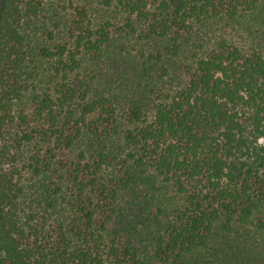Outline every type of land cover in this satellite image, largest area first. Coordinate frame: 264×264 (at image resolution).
<instances>
[{"label": "trees", "instance_id": "1", "mask_svg": "<svg viewBox=\"0 0 264 264\" xmlns=\"http://www.w3.org/2000/svg\"><path fill=\"white\" fill-rule=\"evenodd\" d=\"M97 1L118 11L120 22L75 8L64 41L34 27L44 0L0 2V264H264V51L221 37L194 52L178 87L163 84L198 24H231L264 0ZM115 33L121 44L135 35L143 41L137 55L124 48L136 85L123 88L121 117L117 97L95 93L79 59L100 57ZM140 79L149 81L140 87ZM27 97L30 113L24 107L16 115ZM16 122L26 128L7 143ZM85 137V150L89 141L121 139L119 175L108 187L100 174L115 155L101 149L89 160L80 150L70 171L74 217L52 237L45 217L39 227L29 221L34 215L23 218L14 151L36 141L29 166L40 177L57 150ZM147 171L161 194H172L109 232L119 192H135Z\"/></svg>", "mask_w": 264, "mask_h": 264}, {"label": "rangeland", "instance_id": "2", "mask_svg": "<svg viewBox=\"0 0 264 264\" xmlns=\"http://www.w3.org/2000/svg\"><path fill=\"white\" fill-rule=\"evenodd\" d=\"M82 6L91 9L96 21H100L101 18H112L113 22H120L121 16L117 15L118 11H114L112 8H104L97 0H44V7L38 16L39 18L34 21V27L38 30L39 35L53 32L54 36L57 37V41H64L68 39L66 28L69 27L72 19H74L75 8ZM262 14L264 16V7H260L252 13H243L231 24L221 20L205 21L198 24L195 28L192 43L188 45L180 59L172 62L170 77H164L163 84L165 87H178L180 83L186 80L185 66L193 61L194 57L192 55L194 52L197 55H202L213 47L221 37L246 50L255 47L264 51V23ZM127 39H129L128 43L121 44L124 38L120 34L115 33L111 42L103 47L100 57H93L91 54L79 55L82 65L80 71L87 78L93 79L92 87L95 93L102 91L117 97L118 102L116 104L118 105L120 117L121 112L127 111L123 88L132 87L130 85L133 84L136 85L134 80L128 77V75L132 76L131 71L127 70L123 63V55L126 54L124 48L126 47L132 55H137L139 45L143 43L136 35ZM47 66L48 64L45 62L44 67ZM35 73L38 76L35 82L37 83L40 75L37 70ZM147 81L149 80L140 79V87H143ZM39 85L43 87L44 83H38ZM24 107H27L26 112L30 113L28 97L23 102L15 104L16 115H19V112ZM34 123V121H31V124ZM23 128H26V126L22 125L20 128V125L16 122L11 128L6 142L11 143L15 134H19V130ZM86 140L87 137L74 148H60L57 150L51 171L40 177L34 176L29 166L30 157L35 152L36 141L23 144L19 149L14 151L16 158L11 168L17 175L16 178L23 189V194L20 198L23 218L24 220H29L28 216L34 215L29 221L31 225L39 227L42 223L41 219L45 217L47 219L45 230L51 233L52 237H56L53 231L59 224L68 227L71 220H73L72 197L75 191L72 187L70 171L73 169V164L78 161L79 151L85 150ZM261 142L263 143L264 139ZM101 144H104L106 147L102 148ZM101 149H106L112 155H115L112 166L103 167L100 174L101 182L108 185V187H112L111 181L114 180L113 177L115 175H119L118 171H120L119 166H116L114 163H121V139L113 137L105 139L101 143L94 141L93 144L89 141L85 150L89 160L95 157L93 156L95 151ZM159 185L160 183L154 174L151 171H147L142 174L139 187L135 192L121 193L120 191L115 203L118 213L114 215L113 221L108 223V231L110 232L112 228L121 229V226H127L133 221L134 217L143 211H154L160 201L172 194L167 190V194L164 193L165 191L161 194L157 190ZM95 203H99L100 209L104 207L103 210H106L105 202L98 201ZM121 212L125 216L122 217ZM101 214H103L102 211L99 212L98 216H101ZM122 220L124 222L121 225ZM26 227L29 228L30 226Z\"/></svg>", "mask_w": 264, "mask_h": 264}]
</instances>
